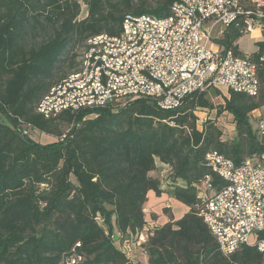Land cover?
Returning <instances> with one entry per match:
<instances>
[{"label":"trees","instance_id":"obj_1","mask_svg":"<svg viewBox=\"0 0 264 264\" xmlns=\"http://www.w3.org/2000/svg\"><path fill=\"white\" fill-rule=\"evenodd\" d=\"M82 1L86 15L79 18V0H0V264H63L73 253L86 264H133L120 247L141 231L147 264H264V251L256 246L221 254L199 215L197 195L206 175L212 192L226 184L206 166L208 150L235 165L264 154V120L254 123L250 116L264 106V41L249 54L239 50L236 41L247 34L244 16L213 39L255 64L256 95L228 90L214 104L207 94L219 90L206 87L172 110L140 98L120 110H65L44 118L36 107L73 71L56 76L61 64L72 62L73 47L98 34H119L127 15L164 17L176 0ZM260 23L264 35V19ZM40 30L46 34L36 41ZM199 110L227 115L231 138H223L215 119L199 129ZM26 125L32 129L24 134ZM63 125L70 126L66 133ZM32 131L57 139L41 143ZM159 164L165 165L162 174ZM149 191L167 193L187 211L175 220L168 214L161 226L149 224Z\"/></svg>","mask_w":264,"mask_h":264},{"label":"built area","instance_id":"obj_2","mask_svg":"<svg viewBox=\"0 0 264 264\" xmlns=\"http://www.w3.org/2000/svg\"><path fill=\"white\" fill-rule=\"evenodd\" d=\"M239 16H244L246 33L261 30L264 0H176L164 17L127 15L119 34H98L85 41L76 70L49 89L36 112L55 118L65 110H120L140 98L172 110L206 87L256 95L255 64L231 50L208 45L216 30L222 33ZM259 127L264 128V121ZM31 129L26 125L23 133ZM204 161L226 183L212 192L206 175L197 188L202 202L199 215L219 251L228 256L244 244L264 251V238L258 236L264 232V154L235 165L218 151L208 150ZM159 165L162 174L165 165ZM112 238L118 239L116 234ZM145 242L141 231L120 248L129 255L133 243L140 247ZM63 264L86 262L73 253Z\"/></svg>","mask_w":264,"mask_h":264},{"label":"rangeland","instance_id":"obj_3","mask_svg":"<svg viewBox=\"0 0 264 264\" xmlns=\"http://www.w3.org/2000/svg\"><path fill=\"white\" fill-rule=\"evenodd\" d=\"M139 0H133V2H136ZM149 3L153 4L155 2V0H147ZM80 2V13H79V18H82L86 15V6L83 3L82 0H79ZM46 34L45 30H40L39 35L36 37V41L40 40L41 37H43V35ZM218 35L216 33V31L213 33V39L216 38ZM212 39V41H213ZM79 44V43H76ZM76 44H74L73 46H75ZM81 44L78 45V47H73L72 48V52L75 54V56L73 57V60L71 62V60H67L66 62H64L63 64H61V66L59 68H57L56 71V76L60 78L63 77L64 72H69L72 68L73 71L76 70L77 66H78V61H79V57H80V50ZM240 46L243 50L245 51H250L253 46L252 44L250 45V42L248 39L244 38L241 39L240 41ZM251 47V48H250ZM75 48V49H74ZM68 70V71H67ZM72 71V72H73ZM55 76L56 80L57 77ZM59 79V78H58ZM55 81V80H54ZM217 90H219V93H216L213 90H210L209 93L207 94V97L214 103V104H219L223 102V97L228 95V90L226 88H216ZM197 115V127L199 129H201L203 122L208 119L211 118L212 120L215 119V122L217 123L218 126H220V128L222 129L223 132V138L224 139H230L231 136L234 134L232 127H231V122H230V118L227 117V115L222 114L221 116H219V118H217L215 116V111H210V110H199L196 113ZM217 118V119H216ZM69 125H63L61 128L62 132L66 133L69 130ZM31 135L33 136V138H35L37 141L41 142V143H46V142H52L54 140H56L57 138L53 135L50 134H45V133H39L38 131H32ZM155 174V173H154ZM152 197V200L147 201V203L145 204L144 207V214L146 217V220L149 224H153V225H158L161 226L162 224H164L165 222L168 221V214H172L173 219H178L179 217H181L187 210L185 208V205H183L182 203L178 202L177 200H175L174 198L170 197L167 193H162L160 196H156L154 194L153 191H151L149 198ZM168 207L169 208V212H163V208ZM186 210V211H185ZM152 215H155V217H153ZM129 255L131 258V262L133 264H147V254L146 252H144L142 246H137L136 244L133 243V245H131V250L129 251Z\"/></svg>","mask_w":264,"mask_h":264},{"label":"crops","instance_id":"obj_4","mask_svg":"<svg viewBox=\"0 0 264 264\" xmlns=\"http://www.w3.org/2000/svg\"><path fill=\"white\" fill-rule=\"evenodd\" d=\"M222 32H223V31H222ZM216 33H217V35H218L217 37H219V36L222 35V33L218 32V30H216ZM244 38L248 39L249 42H250V45L252 44V46H253V48H252L250 51H245V50H243V49L241 48V46H240V41H241V39H244ZM257 41H264V35H262V31H261L260 29L253 30L251 33H247V34L241 36V37L236 41V43H237L238 48H239V50H240L241 52H243V53H245V54H249V53H251V52H253V51L256 50V45H255V43H256ZM208 45L211 46V47H218L215 43H213V41H211L210 43H208ZM250 48H251V47H250ZM250 116H251V120H253L254 123H255V122H258L259 120H264V106L261 107V108L254 109V110L251 112ZM230 124L232 125V123H230ZM150 193H151V191L148 192V195H147V196H148V199H149V200H152V197L149 198ZM185 208H186V210H187V207H186V206H185ZM186 210H185V211H186Z\"/></svg>","mask_w":264,"mask_h":264}]
</instances>
